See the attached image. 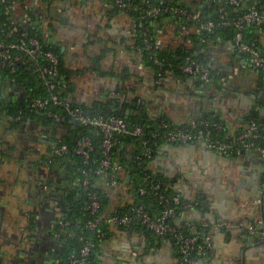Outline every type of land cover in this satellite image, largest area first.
<instances>
[{"label": "crops", "instance_id": "1", "mask_svg": "<svg viewBox=\"0 0 264 264\" xmlns=\"http://www.w3.org/2000/svg\"><path fill=\"white\" fill-rule=\"evenodd\" d=\"M167 1H182L192 10L213 3ZM246 1L260 2L264 14V0ZM29 6L45 17L48 42L60 52L64 68L73 72L60 91L65 101L87 109L108 100L133 103L150 118H166L175 126L213 116L231 135L240 132L257 110L264 132V74L247 67L226 34H217L196 53L210 70L208 84L173 74L157 79L135 48L132 19L114 13L104 0H29ZM156 29L168 53L193 48L191 37L197 34L193 26L163 18ZM248 36L264 53V29L248 31ZM27 99L26 92L12 83L0 86V109H19ZM64 135L66 129L60 125L52 128L20 112L13 117L5 110L0 113V264L59 262L60 204L78 184L69 164L54 162L53 150ZM135 149L127 146L130 153ZM157 154L149 168L162 174L186 201H203L200 209L174 220L178 225L210 224V250L196 264H264V239L245 230L248 224L264 222V160L252 152L221 156L203 142L166 144ZM123 179L108 190L110 212L135 201L132 176L123 174ZM219 220L223 228L215 226ZM111 231L96 264H180L170 238L152 237L140 229Z\"/></svg>", "mask_w": 264, "mask_h": 264}, {"label": "trees", "instance_id": "2", "mask_svg": "<svg viewBox=\"0 0 264 264\" xmlns=\"http://www.w3.org/2000/svg\"><path fill=\"white\" fill-rule=\"evenodd\" d=\"M104 1L107 4L112 5V11L114 13H125L127 16H129L132 19V24L137 20L139 8L142 5V0H131L129 3V8L125 11H122L113 5V0ZM149 2L152 5H158L160 2H163L165 5H177L179 8L186 9L190 14H199L203 21L216 20L217 10L219 7H224L233 19L241 16L250 6L254 4H256L257 10L263 14L260 8V2L256 1L249 3L246 0H241L240 5L235 6L229 4V0H213L212 6L210 8L195 10L190 9V6H187L182 1L169 2L167 0H149ZM176 2L179 4H176ZM13 5H16V9L11 10ZM22 15L23 19L25 16L28 17V23L25 26H23V19L19 20V16ZM163 18L174 19L181 25L193 26L195 29L198 27L191 21L183 18L179 19L172 17L171 15H162L158 18L147 20L145 23L151 30L152 43H155L156 41L161 42L160 34L158 33L156 27L161 23ZM45 21V17L42 14H38L33 8H30L29 0H0V42L18 43L21 35L26 33L27 38L36 39L39 42L43 53H52L58 59V66L56 68L57 74L52 77L47 76L44 79H41L37 74L27 71L26 68L21 65H17L13 71L6 67H0V86H2V83H12L16 85V87L22 88L28 97L27 104L20 105L19 109H16V107H7V109H0V113L5 110L9 116L13 117L17 116L20 112L21 116L26 115L28 118H34L45 125L51 126L52 128H54L56 125H60L66 129V135L57 141L55 148L65 145L71 151V153L59 157L53 155L55 159L54 162L69 164L71 166L70 170L73 175V181L77 180L78 184L73 187V189L67 194L65 201L61 202L60 204L63 216L62 221L68 222V225L66 226L65 233L60 237L63 247L59 256L58 264L67 262L71 255L79 253V251L88 243L91 244L88 264H96L98 261L99 249L102 244L111 237L112 231L108 226L100 225L95 231L89 232L86 227V222L91 221L94 217H100L110 210V193L108 192V188L105 183V176L98 177L94 174L90 175L91 189L97 195V200L99 203V209L97 213L95 215H91L88 209L89 202L82 193L79 179L82 177L83 170L88 168L95 169L103 159L104 154L101 147L103 136L97 129L71 124L69 122V118L62 109L55 110L65 118L63 123L58 124L54 120L46 117V115L30 108V103L34 99H46L53 94H56L61 99H63V96L60 95V91L62 90L64 82L67 81L73 73L67 71L64 68L60 52L55 46L48 42L44 31L48 27ZM14 29H16V31H14ZM256 29H264V25L262 27H258L254 24H251L245 29L244 35L247 43L254 45L257 49H259L257 43L248 36V31ZM220 33L226 34L228 37H230V39L233 36V30L226 27H218L212 35H207L203 32L197 33L191 37V43L193 46L191 50L181 48L176 51L175 54L168 53L163 49L161 44L156 52L157 58L164 61L165 66L162 69H159L157 65H155L154 60L150 57L149 53L143 51L142 35L138 29L136 30L133 39L135 42V48L143 55L145 65L154 71L157 79H162L168 74L177 75L178 77H191L180 73L177 70L176 65L178 63L184 64L187 60H194L203 64L202 60L196 53L199 52L203 47H206V45L214 38V36ZM260 52L264 55L261 50ZM241 56L245 59L244 55ZM97 61H100V59H97ZM39 63L41 66H47V62L44 60H39ZM167 65H171L172 67H168ZM261 73L264 74V72ZM46 80H49L50 82L48 85L45 83ZM197 82L200 81L198 80ZM72 104L76 105L74 103ZM80 107L84 111L90 113L92 116L121 118L126 122L129 129H134L136 127L143 128L146 126H150L151 129H155V126L160 122H166L172 126H175L166 118H150L138 107H135L133 103L127 104L118 102L116 100H108L105 103L94 104L90 109H87L84 106ZM127 110L130 111V114L126 118L125 112ZM201 119L214 121L220 123L223 126L224 132L217 134V136H222L223 134L229 133L222 122H220L217 118L206 115L201 117L199 120ZM246 122V125L249 123H255L258 125L259 133L262 137L258 143L261 147H264V132L262 128L263 122L261 121L259 112L257 110L253 111L246 119ZM162 135L163 132L158 131V137L149 143L148 147L151 150L149 158H143L144 150L142 147V140L140 138L128 135L115 137L114 146L110 151L109 156L113 163L119 164L123 168L125 175L132 176L133 180L131 181L130 185L132 188V194L135 198V201L132 204L117 208L116 213H127L135 205H143V207L147 209L152 215H157L161 212L158 202L153 199L150 193H147L143 196H140L138 193V188L140 186H145L146 189H149V186L144 185L143 183V179L147 176L153 181H159L161 183L159 192L165 197H180L182 200L186 201L184 198H182V196L177 194L171 187H169L170 182L162 174L154 173L149 168L151 162L158 157L157 151L159 148L166 145V141L162 138ZM83 137H88L92 143V150L89 152L87 165L83 164V157L72 152V149L76 147L77 142ZM129 145H132L136 148L132 153L127 150V146ZM123 181L124 179L119 182L121 183ZM194 202L197 203V206L194 207L195 209L198 210L203 207L202 199H197ZM168 207H172V205L169 204ZM180 214L181 212L177 210L175 214L168 217V221L174 223L175 218H177ZM139 229L146 231L149 236H155L137 221L128 228H119V230L124 231ZM209 231V229L203 230L200 225L195 224L192 229H187L185 234L188 237H201L202 233L207 234ZM100 234L103 236L99 237ZM198 242H202V239H199ZM207 255L200 256L196 253H191V258L197 262L199 259L204 258Z\"/></svg>", "mask_w": 264, "mask_h": 264}, {"label": "built area", "instance_id": "3", "mask_svg": "<svg viewBox=\"0 0 264 264\" xmlns=\"http://www.w3.org/2000/svg\"><path fill=\"white\" fill-rule=\"evenodd\" d=\"M131 0H113V5L122 11L129 8ZM241 0H229V4L238 6ZM139 8L138 17L133 22L131 35L134 37L138 29L142 35L143 51L149 53L153 58L155 65L162 69L165 64L163 60L157 58V49L161 46L160 41L152 43L151 30L145 21L158 18L162 15H171L179 19H186L193 22L198 27L197 33H206L212 35L218 27L231 28L233 30L232 43L239 55L245 56V62L250 69L264 72V55L254 45L247 43L245 40V29L254 24L258 27L264 25V14L260 13L256 4L250 6L241 16L233 19L224 7H219L217 10V19L211 21H203L200 15L190 14L186 9L179 8L177 5H165L160 2L158 5H152L149 0H142ZM11 10L16 9V5L11 7ZM23 26L27 25L28 17L23 19ZM16 31V29H14ZM39 60L47 62V66H41ZM17 65L26 68L27 71L37 74L41 79L47 76H55L57 74L58 59L52 53H43L39 42L36 39H29L26 33L21 35L18 43L0 42V67H6L12 71ZM172 67L171 65H167ZM177 70L187 76H191L199 80L203 84H207L211 80V73L208 67L194 61L187 60L184 64H177ZM47 85L49 80L45 82ZM30 108L46 115V117L61 124L65 118L58 111L62 109L69 122L74 125H81L99 130L103 139L101 147L104 157L99 165L93 169L88 168L82 171V177L79 179L80 188L89 202V211L91 215H95L99 209L98 197L91 189L90 175L94 174L98 177H106V186L108 190L115 189L123 179V168L119 164L113 163L109 156L110 151L114 146L116 136L128 135L140 138L144 150L143 158H149L151 150L148 147L152 140L158 137V131H162V138L168 145L187 144L195 142H203L205 147L221 156H241L245 152H252L264 160V147L259 145L262 139L259 133V127L255 123H249L240 132L231 135L229 133L217 136L224 132V128L220 123L210 120H197L187 126H172L166 122H160L151 129L150 126L136 127L129 129L126 122L121 118L92 116L84 111L80 106L73 105L61 99L58 95L53 94L46 99H34L30 103ZM92 150V143L88 137L81 138L72 152L83 157V164H88L89 152ZM71 151L67 146L63 145L53 150L54 156L68 155ZM144 185L138 188L140 196L150 193L161 208V212L157 215H152L143 205L133 206L129 212L119 214L116 210L106 212L100 217H94L91 221L86 222V227L89 232L95 231L100 225H106L109 228L119 229L128 228L134 222H140L146 229L159 238H170L174 241L178 251L180 264H196V261L191 258V253L204 256L210 250L211 237L210 233H202L200 236L188 237L185 232L187 229H192L195 224H175L168 221V217L180 211L181 213L193 210L197 206L194 201H184L180 197H165L159 192L161 183L153 181L150 177L143 179ZM264 200V195H263ZM171 204L172 207H168ZM203 230H208L210 224L207 222L196 223ZM68 225L66 221H60L57 227V233H65V228ZM217 228H223L224 223L220 220L215 224ZM245 230L251 236L259 239H264V222L257 221L256 223L248 224ZM103 235L100 234L99 237ZM202 239V242H198ZM91 244H86L77 254L70 256V259L63 264H88V257Z\"/></svg>", "mask_w": 264, "mask_h": 264}, {"label": "rangeland", "instance_id": "4", "mask_svg": "<svg viewBox=\"0 0 264 264\" xmlns=\"http://www.w3.org/2000/svg\"><path fill=\"white\" fill-rule=\"evenodd\" d=\"M33 3H34V5L37 6V7H38V6H39V7H42V8L44 7V5L39 4L37 1H34Z\"/></svg>", "mask_w": 264, "mask_h": 264}, {"label": "water", "instance_id": "5", "mask_svg": "<svg viewBox=\"0 0 264 264\" xmlns=\"http://www.w3.org/2000/svg\"><path fill=\"white\" fill-rule=\"evenodd\" d=\"M129 114H130V111L127 110V111L125 112L126 118L128 117ZM127 180H129V177H127Z\"/></svg>", "mask_w": 264, "mask_h": 264}]
</instances>
